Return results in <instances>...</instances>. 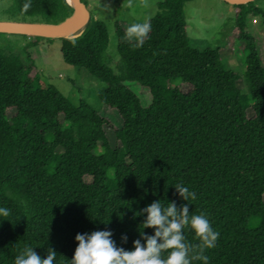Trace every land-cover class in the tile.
<instances>
[{"label": "trees", "instance_id": "obj_1", "mask_svg": "<svg viewBox=\"0 0 264 264\" xmlns=\"http://www.w3.org/2000/svg\"><path fill=\"white\" fill-rule=\"evenodd\" d=\"M3 1H10L2 11L11 20L59 23L74 12L68 0H31L27 13V0ZM187 1H160L139 48L125 40L117 20L118 61L109 53L107 24L94 15L80 36L58 38L66 63L105 84L99 103L123 122L117 147L106 117L32 75L31 56L29 65L0 33V208L10 211L0 217V264H14L25 247L42 258L54 249V264H70L76 235L97 230L112 232L117 247L132 251L137 239L146 245L139 226L147 214H136L156 201L206 215L220 233L205 251L208 264H264V58L252 31L264 30V9L256 0L234 5L246 54L241 75L225 65L219 47L192 43ZM132 85L149 91V104ZM177 183L196 199L183 200ZM184 235L199 243L190 227Z\"/></svg>", "mask_w": 264, "mask_h": 264}, {"label": "rangeland", "instance_id": "obj_2", "mask_svg": "<svg viewBox=\"0 0 264 264\" xmlns=\"http://www.w3.org/2000/svg\"><path fill=\"white\" fill-rule=\"evenodd\" d=\"M84 1L89 8L90 16L94 15L107 24L110 33L109 53L115 61H118L120 56L117 51L115 22L119 20L126 28L134 22L148 21L157 13L158 3L162 0H149L148 7L138 6L134 0L133 8L126 6V0ZM9 4L10 1L0 0V21L16 19L2 11ZM255 5L264 9V0H256ZM236 11L234 5L224 0H188L185 5L187 32L192 43L198 48L219 47L225 65L244 75L246 54L243 51L244 43L238 40L235 27ZM252 18L254 16L250 19ZM258 18H255L254 24L258 23ZM252 31L257 34L259 49L264 58V30L255 27ZM2 34L1 40H7L8 45L18 49L26 62H28L25 59L27 55L34 60L32 75L39 73L46 85L56 87L73 105L79 106L81 101H85L92 109L106 117L110 122V126L106 128L110 143L113 147L120 145L115 130L122 127V119L115 109L99 103V91L105 88V84L91 76L84 68L66 63L58 38L42 37L40 42L36 43L32 42L33 38H29L28 35ZM28 64H31L30 61ZM239 86L243 92H248L243 80L239 81ZM132 87L141 96L144 104L150 103L151 97L148 90L134 85ZM181 89L188 91L189 87L184 84L181 85ZM14 113L15 110H8L9 117H12ZM86 180L91 181V177H86Z\"/></svg>", "mask_w": 264, "mask_h": 264}, {"label": "clouds", "instance_id": "obj_3", "mask_svg": "<svg viewBox=\"0 0 264 264\" xmlns=\"http://www.w3.org/2000/svg\"><path fill=\"white\" fill-rule=\"evenodd\" d=\"M135 2L141 7L149 6V0ZM126 6L133 8L134 0H126ZM30 8L31 0H27L22 13H27ZM150 31L151 24L147 21L131 23L126 27L125 40L133 48L142 47ZM175 188L183 200L196 199V193L182 183H177ZM145 213L147 216L139 226V231L146 245L137 239L134 241V250L126 251L123 247H117L110 231L77 234L75 239L78 247L70 264H193L194 261L208 264L205 251L216 246L220 233L212 228L205 214L190 215L187 204L178 208L174 201L168 202L166 206L161 201L153 202L136 215ZM9 215L7 208H0V217ZM189 227L195 232L199 243L186 240L184 229ZM147 228L154 229V235L146 234L144 229ZM122 240L126 243L127 236H123ZM56 255V251L50 248L47 258H42L34 248L25 247L15 257L14 264H54Z\"/></svg>", "mask_w": 264, "mask_h": 264}, {"label": "water", "instance_id": "obj_4", "mask_svg": "<svg viewBox=\"0 0 264 264\" xmlns=\"http://www.w3.org/2000/svg\"><path fill=\"white\" fill-rule=\"evenodd\" d=\"M74 7L71 16L59 23H45L38 21H0V33L23 34L46 38H76L86 29L90 21V12L83 0H68ZM232 5H241L255 0H224Z\"/></svg>", "mask_w": 264, "mask_h": 264}, {"label": "built area", "instance_id": "obj_5", "mask_svg": "<svg viewBox=\"0 0 264 264\" xmlns=\"http://www.w3.org/2000/svg\"><path fill=\"white\" fill-rule=\"evenodd\" d=\"M256 19H254V21H255Z\"/></svg>", "mask_w": 264, "mask_h": 264}]
</instances>
